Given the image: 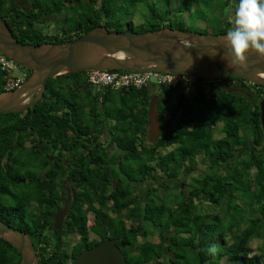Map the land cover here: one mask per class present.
Instances as JSON below:
<instances>
[{
	"label": "trees",
	"instance_id": "1",
	"mask_svg": "<svg viewBox=\"0 0 264 264\" xmlns=\"http://www.w3.org/2000/svg\"><path fill=\"white\" fill-rule=\"evenodd\" d=\"M29 1L28 15L19 9V0H0L6 11L1 17L13 35L25 43L63 42L97 25L118 31L140 32L164 26L196 30L181 17L193 3L198 5L197 0H180L173 19L167 16L171 0H121L118 7L112 5L114 0ZM137 4L145 12L140 24L132 20V16L142 13ZM50 10L70 13L65 25L54 33L37 30L34 22ZM120 14L121 20L117 17ZM233 23L234 20L222 23L217 33H226ZM26 71L27 78L30 70ZM4 73L0 70L3 84ZM226 78L246 81L238 77L218 78L220 81L210 94L205 88L201 91L202 105L183 106L153 144L143 139L149 123L150 87L104 86L94 90L88 84L87 71L50 77L41 100L26 110L27 119H19V113L0 116L8 117L3 123H9L12 131L19 125L16 130L33 128L45 138L53 131H59L62 138L71 132L85 131L91 134L93 147L101 149L100 137L106 131V140L124 148L120 160H109V166L119 164L123 174L107 202L114 212L124 208V225L119 229L115 225L110 235L123 248L127 264H264V252L251 253L249 249L253 239L264 238V128L259 104L227 91L222 87ZM260 86L257 93L262 96L264 86ZM160 88L164 95L156 111L163 123L175 87ZM87 113L91 124L84 122ZM216 128L222 133L218 138L213 137ZM169 146L174 148L163 150ZM241 147L245 148L244 153ZM95 156L94 153V162ZM200 162L204 163L205 172L190 176ZM154 181L157 186L152 185ZM246 206H250L249 210ZM3 221L11 225L9 220ZM15 228L24 231L20 224ZM75 231L84 242L85 216L77 215ZM212 245L218 249L214 255L207 251ZM42 252L46 261L41 264H64L66 257L58 251ZM18 260V251L0 237V264H18Z\"/></svg>",
	"mask_w": 264,
	"mask_h": 264
},
{
	"label": "flooded vegetation",
	"instance_id": "2",
	"mask_svg": "<svg viewBox=\"0 0 264 264\" xmlns=\"http://www.w3.org/2000/svg\"><path fill=\"white\" fill-rule=\"evenodd\" d=\"M221 1L227 6L220 11V24L232 22V12L238 0H234L235 3L233 0ZM191 6L198 5L193 3ZM30 7L26 2L19 4V9L27 14ZM226 8L229 9L227 14ZM60 14H49L45 18L47 22L52 21L53 29L64 26L69 17L60 20L63 16ZM182 14L186 15L185 12ZM41 20L34 23L35 27L39 31L48 32V25H41ZM227 80L233 82L228 83ZM227 80L222 84L227 91L245 96L251 104H259L261 95L257 89L261 88L260 85L247 80L242 83L234 79ZM219 81L188 76L186 82L173 90L170 96L171 108L165 114V123H160V131L153 141H149V121L147 134L143 136L145 142L155 143L161 137L160 134L170 127L183 106L200 107L201 91L205 88L210 94ZM150 94L151 99L156 97V106L164 95L160 87L150 90ZM28 109L16 112L19 113L18 118L27 119L25 112ZM5 119L8 117L0 116V219L9 220L13 227L18 224L23 227L32 240L38 264L46 261L42 255L43 250L58 251L66 257L64 264H73L83 250L102 240L114 239L110 229L115 225L118 229L124 225V208L114 212L108 207L107 196L117 190L119 177L123 173L120 172L119 164L110 167L109 160H120L125 153L124 148L106 140V131L100 137L102 150L93 147L92 136L85 131L71 132L66 138H62L59 131H53L50 137L45 138L43 133L33 128L16 130L19 125H15L12 131L9 123H3ZM221 135V131L216 128L213 137ZM173 148L169 146L163 150L169 152ZM241 148L244 153L245 148ZM94 153L96 162L92 160ZM77 215L86 218L87 236L84 242L75 231ZM116 245L123 253V248L118 243Z\"/></svg>",
	"mask_w": 264,
	"mask_h": 264
},
{
	"label": "water",
	"instance_id": "3",
	"mask_svg": "<svg viewBox=\"0 0 264 264\" xmlns=\"http://www.w3.org/2000/svg\"><path fill=\"white\" fill-rule=\"evenodd\" d=\"M226 33H206L164 26L155 30H109L97 25L76 38L63 42L25 43L18 40L0 16V52L18 66L30 70L17 87L0 92V114L32 107L44 95L50 77L75 71L137 70L162 71L176 75L215 80L243 78L264 86V58L249 55L246 68L227 67L221 39ZM213 49L218 51L212 55ZM156 97L149 103V141L160 131ZM260 122L264 128V95L259 100ZM0 237L19 253L18 264H38L29 235L0 219ZM73 264H127L114 239H105L76 256Z\"/></svg>",
	"mask_w": 264,
	"mask_h": 264
},
{
	"label": "rangeland",
	"instance_id": "4",
	"mask_svg": "<svg viewBox=\"0 0 264 264\" xmlns=\"http://www.w3.org/2000/svg\"><path fill=\"white\" fill-rule=\"evenodd\" d=\"M25 2L30 4L29 0H21V3L25 4ZM196 2L198 4V6H196V7L195 6H190V10L185 12L186 15L182 14L181 18L184 21H186L185 24L188 25L189 27H192V28H195V29H198V30H202L201 32L204 31L206 33H212V32L213 33H217L220 30L219 27L221 26V24H220V13L221 12L220 11L222 9V6L226 7L227 5L226 4L224 5V2L221 1V0H216L215 2H208L207 0H197ZM235 2L236 1H234V3ZM179 3H180V0H171V6H169V8H168L169 12L167 13V16L169 18H171V19L174 18V15L176 13L173 12V11L178 7ZM94 4H96V6L98 5L97 2L94 3ZM120 4H121V0H114L112 2V5L114 7H118V6H120ZM136 7H137L138 11H140L142 13L138 12L136 16L135 15L132 16V20H133V22L135 24H140L142 22V20H143L142 15L144 16L145 12L143 11L144 9L141 7L140 4H137ZM162 9H163L162 4L158 5L159 13H160V11ZM5 13H6L5 7L0 5V16H4ZM56 13H58V12L50 10V11L47 12L46 15L42 16L40 19H37V20L43 19V20H41V25H45V24L48 25V29H47L48 33H54L55 31H57V29H53L52 21H48L47 22L45 18L47 16H49V14L51 16V14H56ZM62 13L64 14V12H61L60 15H63ZM67 14L70 15V13H65L63 16H61L60 20L64 19L65 17H68L69 15H67ZM122 15L123 14H120L119 16H117L118 19L122 18ZM176 18H178V17H176ZM61 25H63V23H61ZM4 74H5L4 78H6V82L8 80H10V79H13L14 77L24 80V79H26L27 71L23 67H20V66L16 65L15 68L11 69L9 72H6ZM1 78H2V75L0 74V79ZM2 88L5 89V86L0 81V89H2ZM93 89L96 90L95 88H93ZM133 102H137V100H134ZM88 104L89 105H87V106L90 109V106L92 104L91 101ZM86 109H87V107H86ZM83 118H84V122L85 123H90L91 124L92 118H91L90 115H88V113H87L86 117H83ZM216 133L218 134V131ZM160 135H162V133ZM248 137L249 136H247L246 139H248ZM204 167H205L204 163L200 162L198 168L195 171H193L190 174V176H193V177L200 176L201 174H203L205 172ZM157 182H160V180H157ZM157 182L154 181L152 183V185L153 186H157ZM183 187H187V186H182V188ZM168 190L171 191L170 188H168ZM174 191L177 192V190H174ZM158 194L163 196V191L161 189H158ZM195 202H196V200H195ZM239 202H241L244 205L243 201H239ZM249 208H250V206H246L247 210H249ZM76 210L79 211V208H77ZM211 214H213V213H211ZM243 226H244V224H241V228ZM249 249H250L251 253L264 252V238L253 239L252 242L250 243Z\"/></svg>",
	"mask_w": 264,
	"mask_h": 264
},
{
	"label": "clouds",
	"instance_id": "5",
	"mask_svg": "<svg viewBox=\"0 0 264 264\" xmlns=\"http://www.w3.org/2000/svg\"><path fill=\"white\" fill-rule=\"evenodd\" d=\"M232 15L234 23L221 38L226 48L222 59L227 60V67L246 68L250 54L264 58V0H238ZM217 54L213 49L211 56ZM217 250L216 245L207 249L213 255Z\"/></svg>",
	"mask_w": 264,
	"mask_h": 264
},
{
	"label": "built area",
	"instance_id": "6",
	"mask_svg": "<svg viewBox=\"0 0 264 264\" xmlns=\"http://www.w3.org/2000/svg\"><path fill=\"white\" fill-rule=\"evenodd\" d=\"M16 63L0 52V70L9 72L16 67ZM88 84L95 89L109 86L112 89L152 87L167 85L176 87L188 80V76L176 75L162 71H137V70H93L87 71ZM23 79L14 77L8 80L5 89L17 87Z\"/></svg>",
	"mask_w": 264,
	"mask_h": 264
},
{
	"label": "crops",
	"instance_id": "7",
	"mask_svg": "<svg viewBox=\"0 0 264 264\" xmlns=\"http://www.w3.org/2000/svg\"><path fill=\"white\" fill-rule=\"evenodd\" d=\"M19 2H21V0H19ZM19 4H21V3H19ZM154 88H155V86H152V87H150V90H152Z\"/></svg>",
	"mask_w": 264,
	"mask_h": 264
}]
</instances>
